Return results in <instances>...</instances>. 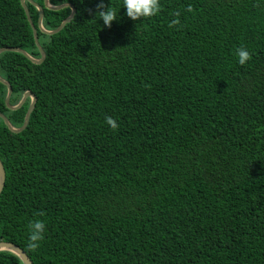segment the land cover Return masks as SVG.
Instances as JSON below:
<instances>
[{"label":"trees","instance_id":"16d2710c","mask_svg":"<svg viewBox=\"0 0 264 264\" xmlns=\"http://www.w3.org/2000/svg\"><path fill=\"white\" fill-rule=\"evenodd\" d=\"M33 2L48 31L71 13ZM98 2L49 0L76 10L53 35L26 2L45 59L0 54L9 104L36 98L22 132L0 118V241L32 264H264V0H160L110 28ZM2 48L41 58L21 0H0ZM6 95L0 82L20 128L31 98L10 110ZM0 264L23 263L2 251Z\"/></svg>","mask_w":264,"mask_h":264},{"label":"water","instance_id":"95a60500","mask_svg":"<svg viewBox=\"0 0 264 264\" xmlns=\"http://www.w3.org/2000/svg\"><path fill=\"white\" fill-rule=\"evenodd\" d=\"M26 2L31 3L34 7L37 8V10L39 12L38 28L41 30V32H43V33H45L47 35H53V34L59 33L65 27V25L67 23H69L74 18L76 10L70 4H64V5H61V6H52L49 3V0H44V6L47 9H49V10L57 11V10H60V9H63V8H70L71 9L70 15L59 25L58 28H56L55 30H52V31H48L42 25L43 16H44V12H43L42 7L37 5L36 3H34L33 0H21V5H22V7H23V9L25 11L26 17H27L28 22L30 24V27L32 29L33 36H34V41H35V44H36L37 48L39 49V52L41 54V58L40 59H34L30 55H28L25 51H23V50H21L19 48H2V49H0V54H2L4 52H16V53H20V54L24 55L32 63L41 64L44 61V59H45V52L40 47V44H39V41H38V37H37V29L35 28L32 20H31V17H30L29 10H28V7L26 5ZM0 82L7 87V95H6V99H5V104H6V107L8 109L17 110V109L22 107V105L25 103L27 98H29V97L31 98V104H30V106H29V108H28V110L26 112L23 125L20 128L13 127L9 123L8 119L3 114H0V118L4 121L5 125L7 126V128L11 132L20 133L27 127V125L29 123L30 115H31V113H32V111H33V109L35 107L36 98L31 92H26L17 105L11 106L9 104V102H10V97L12 95V88L1 77H0ZM4 184H5V171H4L3 164L0 161V194H1L2 190H3V188H4ZM2 251H7V252H10V253L14 254L15 256H17L22 261L23 264H32V261L29 259V257L26 255V253L21 248H19L17 245H15V244H12L10 242L0 241V252H2Z\"/></svg>","mask_w":264,"mask_h":264},{"label":"clouds","instance_id":"9594fccd","mask_svg":"<svg viewBox=\"0 0 264 264\" xmlns=\"http://www.w3.org/2000/svg\"><path fill=\"white\" fill-rule=\"evenodd\" d=\"M97 11L95 15H99L103 22V26L110 28L114 21L120 20V10L125 9V16L132 21L141 20V18H150L155 16L160 11V0H121L119 10L111 7L109 4L106 6L104 0H99L96 5ZM191 11V9H188ZM179 16V13H176ZM173 24H178V20L172 21ZM238 56V63L245 65L250 59L251 54L245 47H240L236 51ZM106 123L112 128L118 127L117 122L111 118H106ZM29 235L27 247L30 250H36L40 247V241L44 238V232L46 230V224L43 220L36 219L31 221L28 225Z\"/></svg>","mask_w":264,"mask_h":264}]
</instances>
